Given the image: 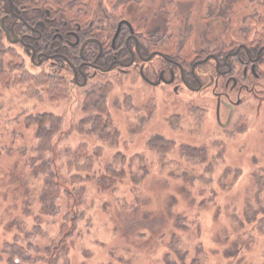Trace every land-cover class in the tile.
<instances>
[{
    "label": "rangeland",
    "instance_id": "rangeland-1",
    "mask_svg": "<svg viewBox=\"0 0 264 264\" xmlns=\"http://www.w3.org/2000/svg\"><path fill=\"white\" fill-rule=\"evenodd\" d=\"M23 1L32 5H27L28 7L42 6L56 15L64 14L66 20L73 19L71 14H67L64 6L57 5L56 1ZM61 1L66 3L69 0ZM94 1L97 4L94 14L96 17H102L104 12L112 13L113 5L118 2ZM173 1L182 29L188 23L192 27L190 50H187L188 54H191L187 55L188 58L197 56L203 50L214 51L224 42L228 44L222 51L227 52L235 48L240 42H244L246 37L239 30L241 24L259 28L258 23H262L264 27V8L259 7L254 0H228L237 10V19L240 20L236 26L233 25L235 28L230 30L227 27L229 16L208 17L210 6L215 0ZM167 2L168 0H125L119 8L124 6L123 18L134 24L138 32L141 33L143 29L149 34H163L169 31L165 29L167 9L172 8ZM254 10H259L260 15L252 16ZM106 16L108 19L110 15ZM120 19L122 18L118 16V21L113 27L117 26ZM75 23H72L74 27ZM88 23L84 21L83 25ZM101 27L105 30L109 26L103 21ZM170 31L173 32L172 29ZM252 33L255 36V33ZM0 41L20 55L28 70L40 71L30 64L20 46L6 41L1 31ZM258 41L264 43L260 39H257ZM7 57L6 59H9ZM262 60L260 71L264 69V58ZM126 77L128 81L124 82ZM107 78L111 82H106ZM105 79H100L101 82L94 84L108 83L112 89L107 93L108 105L113 119L115 118L116 124L113 123V127L121 131L120 148L116 152L120 151L128 158L144 154L151 169L138 189L143 200L137 209L123 206L117 201V195L123 190L121 187L116 191L112 187L101 191L95 182V185L90 186L86 193L89 203L86 212L91 215L92 210L89 207L95 204L93 210L96 220L93 221V230L83 239V243L80 246H72V264H100L105 260H115V264H162L161 258L176 233L182 234V247L188 248L192 253H195L198 245L202 247L201 257L204 264H264V243H261L264 236L261 242L258 241L260 237H257V240L252 239L247 234L248 228H242L231 215L235 206L245 208L248 200H256L257 186L254 178L256 172L264 174L261 170L264 169V82L256 84L254 88L248 87V90L230 92L231 100L228 103L233 105V110H230L221 103L218 108L211 91L195 93L179 86L175 92L174 85L155 87L142 81L134 72L129 76H120L119 79L112 75ZM18 82L21 83L11 84L12 86L0 91V245L5 241V234H8V224L18 216L27 215V202L32 199L40 184V179L35 174L37 170L28 165L34 150L31 148L26 153L20 150L23 145L31 146L35 143L34 128H25L22 118L16 121H11V118L20 113L26 115L44 111L62 118L61 130L54 139L53 150L38 157L36 163L49 159L56 168L65 160L64 152L77 144L85 141L92 145H101L93 134L77 130V125L89 116L83 111V99L91 84L79 88L73 82H68L70 85L66 82L68 96L55 98L54 95L46 93L27 92L26 87L30 86V80ZM127 95L131 96L130 100L135 105L145 104L149 100L154 104L155 109L144 124L134 123L137 116L127 108L130 103H125ZM15 126L24 132H12ZM156 132L176 140L169 151L168 158L171 163L168 165L163 163V157L158 151L148 146L149 138ZM180 144L203 146L211 158L220 154V157L215 158L214 169L205 172L204 165L187 160L181 154ZM114 151V147L107 146L103 159L111 158ZM230 168L240 169V174L234 178L235 172L230 173ZM186 171L195 173L198 177L192 179L182 176ZM207 177L213 179L206 181ZM233 178L234 183L231 185H225L222 181H230ZM121 183L124 186L127 184L126 181ZM214 191L217 192V199L202 203L210 198ZM261 195L264 201V193ZM109 197L113 201L105 206L103 201ZM95 199H99V202L96 203ZM195 215L199 216L201 221L191 225L189 219L192 221ZM91 216L94 220L93 215ZM49 227L53 232L57 229L56 224L50 223ZM249 239H252L251 244ZM235 243L240 244L242 248L240 246L239 252L234 256L229 252ZM84 247L89 251L88 254L83 251ZM112 248L118 253H125L126 258L118 260V254L113 253ZM90 249H94L95 253L89 255ZM58 264L65 263L60 261Z\"/></svg>",
    "mask_w": 264,
    "mask_h": 264
},
{
    "label": "trees",
    "instance_id": "trees-1",
    "mask_svg": "<svg viewBox=\"0 0 264 264\" xmlns=\"http://www.w3.org/2000/svg\"><path fill=\"white\" fill-rule=\"evenodd\" d=\"M53 1H56L55 3L59 6H64L67 14L72 15V20L67 19L68 26L78 21L88 35L91 36L110 39L112 37L110 33L113 34L116 30V27L113 26L118 21V16L120 18L124 17L122 15L124 6L122 9L119 7L123 5L125 0H118L117 4L113 5L112 13L104 12L101 14L102 17L97 16L99 19L94 15L97 9V4L94 0H69L66 3L61 0ZM254 1L258 3L259 7L264 8V0ZM173 2V0H168L167 2L172 5V8L167 9L168 19L166 20L167 28L165 27V29H169V31L167 30L163 34L158 32L149 34L142 29L141 33L138 32L139 39L149 50L160 49L170 54L176 53L177 57L188 58L187 55L191 54L190 52L188 54L187 50H190L189 43L192 37L190 31L192 27L188 23L182 29L179 23V14ZM39 3H42V0ZM46 3L44 2V4ZM38 7L42 8V6ZM116 7L119 8V12ZM4 8L8 10V5L4 4ZM59 11L61 10L59 9ZM29 12V14L34 13L33 15L39 13L37 9ZM237 14V10L228 0H215L210 6L208 17L223 15L228 18L229 16L227 20L230 21L227 23V27L230 30V28L234 29L240 21L237 19ZM58 15L62 21L66 19L64 14L59 13ZM106 15H110L108 19ZM259 15L260 11L254 10L252 16L257 17ZM110 20L113 22H110ZM84 21L89 23L83 25ZM103 21H105L106 26H109L105 30L101 27ZM258 26L260 29L257 26H250V24L246 23L239 26V30L246 36L244 37V42L253 40L256 45H261L259 41L257 42V39H260V41L264 40V27L262 23H258ZM134 28L136 29L135 26ZM171 29L173 32L170 31ZM252 32L255 33V36H253ZM1 33L3 32L1 31ZM226 44L228 43H222L219 49L225 48ZM6 56L9 59H6ZM21 80H30V86L26 87V91L31 94L46 93L54 95L55 98L61 96L66 98L68 96L69 90L65 88L66 82H60L48 74L28 70L20 55L13 48L5 47L0 41V91L21 83L18 82ZM111 90L108 83H93L89 86L83 99V111L88 113L89 116L85 117L77 125L78 131L93 134L101 145H92L85 141L77 144L74 148L64 152L65 160L56 168L53 167L49 159L42 160L40 163H36L35 160L53 150L54 139L61 130L62 118L47 111L26 115L20 113L11 118L13 119L11 121L22 118L25 128H34L35 143L31 146L23 145L20 150H23V153L30 151L31 148L34 150L33 154L30 155L28 165L32 169L37 170L35 174L38 175L40 184L36 193H33L32 199L27 202V215L16 217L7 226L8 234H5V241L0 245V264H58L60 261H64L65 264H72V246H80L83 243V239L93 230V221L96 220L93 210L95 204L89 207L92 210L91 215H93L94 220L86 212V208L89 205L86 200V193L92 184L95 185L96 183L101 191L110 187L116 191L121 187L123 190L117 195V201L123 206L128 205L133 209L138 208V205L143 200L138 189L148 176L151 167L148 165L144 154V156L133 155L128 158L124 153L116 152L120 148L121 131L113 127L115 118L113 119L107 98V93ZM130 99V95L125 96V103L130 102L127 108L136 113L137 120L134 123L136 125L144 124L151 117L155 109L154 104L149 100L145 104L135 105ZM12 129V132L14 131L15 133L20 132L22 134L24 132L18 126ZM175 142L176 140H173V138L156 132L149 138L148 146L158 151L163 157V163L168 165L171 163L168 158L169 151L173 148ZM107 146L114 147L115 151L111 158L104 160L103 154L104 151H107ZM180 150L182 156L187 160L198 165H204L205 170L203 171L205 172L214 169L215 158L220 157V154H218V156L211 158L203 146L194 144H180ZM261 170L264 171V169ZM229 171H232L230 173L235 172L234 178L240 174V169L230 168ZM182 176L192 179L198 177L197 174H191L188 171L182 173ZM200 178L203 179V177ZM234 178L230 181L228 179L222 181L225 185H231L234 183ZM212 179V177H207L206 181H211ZM121 181H126V186L122 185ZM254 181L257 186L256 200L253 199V202H251L252 199L248 200L245 208L238 205L235 206L231 215L234 216L242 228H248L247 234L249 237L254 240L260 237L258 241L261 242L264 236V201L261 199V194L264 193V174H257L256 172ZM216 191L211 193V197L202 203L215 201L217 199ZM95 201L98 203L99 199H95ZM112 201L113 199L109 197L103 203L107 206ZM189 221L193 225L196 222L200 223L201 220L199 216L195 215L193 220L189 219ZM50 223L56 224L57 229L55 232L49 227ZM182 237V234L176 233L174 235V240L161 258L162 264H204L201 257L202 247L198 245L195 253H192L188 248L182 247ZM252 239H249V242ZM261 243H264V241ZM240 246V244L235 243L229 254L235 256L239 252ZM85 247L83 251L88 254L89 251ZM93 250L90 249L89 255L95 253V250ZM111 251L118 254V260L126 258L125 253H118L115 248H112ZM100 264H115V260L101 261Z\"/></svg>",
    "mask_w": 264,
    "mask_h": 264
},
{
    "label": "flooded vegetation",
    "instance_id": "flooded-vegetation-1",
    "mask_svg": "<svg viewBox=\"0 0 264 264\" xmlns=\"http://www.w3.org/2000/svg\"><path fill=\"white\" fill-rule=\"evenodd\" d=\"M27 5L23 0H0V31L7 42L24 50L30 64L40 73L60 82H73L84 88L109 75L119 79L134 72L155 87L174 85L175 92L179 86L195 93L211 91L218 108L221 103L230 110H233V105L228 103L230 92L248 90L264 82V69H259L264 58L262 42L260 46L253 40L240 42L227 52L219 48L203 50L191 59L183 58L176 53L147 49L132 23L133 30L123 23L114 40L118 24L123 20L130 22L126 18L119 20L112 37L106 39L88 35L78 22L75 27L68 26L66 19L62 21L50 9ZM34 9L39 13L29 14ZM14 36L17 41L12 42ZM105 81L111 82L108 78ZM123 81L127 82L128 78Z\"/></svg>",
    "mask_w": 264,
    "mask_h": 264
},
{
    "label": "water",
    "instance_id": "water-1",
    "mask_svg": "<svg viewBox=\"0 0 264 264\" xmlns=\"http://www.w3.org/2000/svg\"><path fill=\"white\" fill-rule=\"evenodd\" d=\"M123 23L128 24V26L131 28V30H133V28H132L130 22H128V21H126V20L121 21V22L118 24V27H117V30H116V33H115V36H114V40L117 38V36H118V34H119V32H120V29H121ZM5 31H6V33H7V37L10 38V36H9V31H8L6 28H5ZM15 41H17L16 36H14V39L12 40V42H15ZM100 46H101V45H100ZM101 52H102V47H101V50H100L99 56H100ZM99 56H98V57H99Z\"/></svg>",
    "mask_w": 264,
    "mask_h": 264
}]
</instances>
